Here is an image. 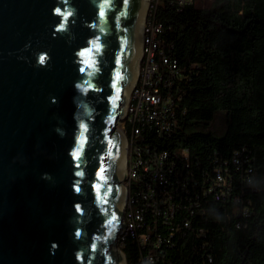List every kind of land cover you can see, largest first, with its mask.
<instances>
[{
  "label": "water",
  "instance_id": "obj_1",
  "mask_svg": "<svg viewBox=\"0 0 264 264\" xmlns=\"http://www.w3.org/2000/svg\"><path fill=\"white\" fill-rule=\"evenodd\" d=\"M140 3L0 0V264H127L116 124Z\"/></svg>",
  "mask_w": 264,
  "mask_h": 264
},
{
  "label": "trees",
  "instance_id": "obj_2",
  "mask_svg": "<svg viewBox=\"0 0 264 264\" xmlns=\"http://www.w3.org/2000/svg\"><path fill=\"white\" fill-rule=\"evenodd\" d=\"M153 2L158 50L175 65L178 123L141 135L156 151L187 149L177 164L193 181L179 188L169 220L165 206L156 216L140 201L137 234L148 238L124 236L118 246L127 264H264V0ZM218 113L222 134L213 129ZM218 171L225 186H214Z\"/></svg>",
  "mask_w": 264,
  "mask_h": 264
},
{
  "label": "built area",
  "instance_id": "obj_3",
  "mask_svg": "<svg viewBox=\"0 0 264 264\" xmlns=\"http://www.w3.org/2000/svg\"><path fill=\"white\" fill-rule=\"evenodd\" d=\"M149 1L151 5L146 10L147 36L141 37V56L137 62L135 81L124 106V124L120 128L126 139L127 165L126 175L122 179L126 191L125 212L122 217L124 228L118 234V243L124 236L136 238L142 244L147 240L148 235L138 237L137 234L143 220L142 208L138 206L140 201L154 207L156 216L160 215L157 212L160 211L159 208L165 206V219L169 220L177 204L179 205L175 200L179 195V188L185 189L193 181L188 176L189 171L177 164L181 155L187 157V149H181L174 154L166 150L156 151L151 144L144 142L141 135L145 130H153L159 136L169 134L178 123V105L174 93L171 92L173 84L168 79V74L173 73L175 65L158 50L162 25L155 18V0ZM177 1L179 4H188L194 0ZM201 1L203 0H197V3ZM160 83L163 85L160 86ZM225 185L226 180L218 171L214 186Z\"/></svg>",
  "mask_w": 264,
  "mask_h": 264
},
{
  "label": "bare ground",
  "instance_id": "obj_4",
  "mask_svg": "<svg viewBox=\"0 0 264 264\" xmlns=\"http://www.w3.org/2000/svg\"><path fill=\"white\" fill-rule=\"evenodd\" d=\"M148 5H149V0H141L140 6L138 8L137 18L135 21L133 33H132V48L134 50V57H133L134 59H133V64H132L133 65V69H132L133 73H132L131 83L134 81V79L136 77V72H137L136 69H137L138 60L136 62H135V60H136V57L139 58V56H140L139 51H140V46H141V37L147 36V20H146L145 26H144V22H145L144 20H145V17L147 15L146 10H147ZM138 54H139V56H138ZM134 63H135V65H134ZM129 92H130V87L127 86V88L124 89L125 103L127 101V97H128ZM125 103H124V106H125ZM121 119L123 120L122 123L124 124V116ZM118 130H120V129H118ZM125 165H127V157H126ZM120 264H124V263L120 262Z\"/></svg>",
  "mask_w": 264,
  "mask_h": 264
},
{
  "label": "rangeland",
  "instance_id": "obj_5",
  "mask_svg": "<svg viewBox=\"0 0 264 264\" xmlns=\"http://www.w3.org/2000/svg\"><path fill=\"white\" fill-rule=\"evenodd\" d=\"M152 1V0H151ZM211 1L212 0H203V1H201V2H199V5L200 6H207V5H210V3H211ZM150 1H149V8H150ZM149 8H148V10H149ZM146 20H147V15H146V17H145V22H144V26H145V23H146ZM140 53H141V46H140ZM140 56H141V54H140ZM139 56V57H140ZM137 60H139V58L137 59V57H136V60H135V62L137 61ZM137 70V69H136ZM134 81H135V79H134ZM133 81V82H134ZM120 121V122H119ZM118 121V123L116 124V129H120L121 128V126L123 125V123H122V119H120ZM213 126H214V128H215V130H217V131H219V133L220 134H222L224 131H225V128H226V122L224 121V117H223V115H221V113H218L217 115H215V118H214V121H213ZM123 184V183H122ZM124 186V185H123ZM124 212H125V206L123 205V208H122V217H123V214H124ZM121 217V218H122ZM119 247V246H118ZM119 249L121 250V248L119 247ZM121 252H122V250H121Z\"/></svg>",
  "mask_w": 264,
  "mask_h": 264
},
{
  "label": "snow or ice",
  "instance_id": "obj_6",
  "mask_svg": "<svg viewBox=\"0 0 264 264\" xmlns=\"http://www.w3.org/2000/svg\"><path fill=\"white\" fill-rule=\"evenodd\" d=\"M74 155H75V157H76L77 159H79V155H80L79 150H77V152L74 153ZM109 223H112V221H109Z\"/></svg>",
  "mask_w": 264,
  "mask_h": 264
}]
</instances>
